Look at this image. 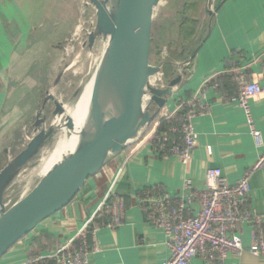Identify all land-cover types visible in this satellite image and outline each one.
<instances>
[{"label": "crops", "instance_id": "crops-1", "mask_svg": "<svg viewBox=\"0 0 264 264\" xmlns=\"http://www.w3.org/2000/svg\"><path fill=\"white\" fill-rule=\"evenodd\" d=\"M50 1L0 0V113L4 110L5 88L11 75H20L28 69L24 48L33 35L34 17H49L58 20V25L61 20L75 23L79 19L80 0H52V8L48 6ZM196 5L201 15L192 17L203 18V26L195 39L184 44L183 32L187 35L188 29L191 30L183 29L186 10ZM159 9L162 19L156 42L159 52L153 59L150 54V66L158 69L153 79L159 87H167L181 77L164 108L174 110L181 100L192 97L206 79L232 76L230 71L234 69L246 70L250 80L264 87V0H162L156 8ZM181 63L189 64L176 65ZM207 97L210 108L207 114L194 120L198 146L186 167L175 155L167 160L157 158L151 140L138 141L133 152L110 156L70 205L41 222L0 264L26 263L30 260V250L45 236L54 243L52 247L47 243L40 255L51 254L75 239L110 188L125 198L126 221L114 231L100 229L97 235L100 250L90 255L88 264H165L170 258L165 233L147 221L136 196L154 186L178 195L187 178L196 188L203 189L207 172L212 168L222 169L228 181L235 184L257 162L261 152L251 125L261 132L264 141V93L250 101V119L238 104L223 102L219 90L210 88ZM12 112L9 118L17 114ZM8 147L5 145L0 150V166L5 163V167L11 160ZM250 185L248 206L264 214V168L251 176ZM238 234L245 246L254 238L253 228L248 224L239 227ZM235 263L264 264V259L245 254L240 259L230 257L226 264ZM189 264L212 263L196 258Z\"/></svg>", "mask_w": 264, "mask_h": 264}, {"label": "built area", "instance_id": "built-area-1", "mask_svg": "<svg viewBox=\"0 0 264 264\" xmlns=\"http://www.w3.org/2000/svg\"><path fill=\"white\" fill-rule=\"evenodd\" d=\"M80 4L81 25L77 33L82 30L83 45L87 47L89 36L97 25L96 10L89 0H80ZM87 12L92 16L85 27L82 21ZM181 64L176 65L182 67L189 63ZM230 73L237 93L220 98L225 103L238 104L250 119L249 103L264 93V87L250 80L244 69H234ZM150 83L161 89L166 88L159 87L154 79H150ZM210 88L219 89L215 77L206 79L192 97L181 100L174 110L163 107L155 125L144 127L132 143L151 140L157 158L167 160L175 155L186 167L198 146L194 120L209 111L207 91ZM145 99L149 105V94ZM163 124L166 127L161 130ZM251 133L261 152L257 162L235 184L228 181L222 169L212 168L207 172L203 189L196 188L192 180L187 178L178 195H171L162 186H154L141 190L136 196L147 221L165 233L170 251V258L165 264H189L196 258L212 264H226L230 257L240 259L245 254L264 259V214H258L248 206L252 192L250 178L264 168V141L261 132L255 130L253 125ZM7 192L4 199L6 208L10 204L6 203ZM125 221V198L116 195L110 188L75 239L51 254L39 255L24 264H88L90 255L100 250L97 244L100 229L114 231ZM246 224L252 226L254 232V238L248 246L244 245L238 234L239 227Z\"/></svg>", "mask_w": 264, "mask_h": 264}, {"label": "water", "instance_id": "water-1", "mask_svg": "<svg viewBox=\"0 0 264 264\" xmlns=\"http://www.w3.org/2000/svg\"><path fill=\"white\" fill-rule=\"evenodd\" d=\"M89 1L96 10L97 25L88 47L92 49L98 39H108V45L88 126L72 154L54 164L33 191L7 209L6 192L23 169L62 132L66 130L70 139L75 131V122L61 102H54L52 116L64 118L62 123L46 127V117L40 119L38 113L36 135L0 171V260L41 222L70 205L110 156L124 152L153 121L149 106L155 104L161 110L180 82L177 77L164 89L150 83L158 73L150 66V54L154 13L162 0ZM50 99L51 95L46 101Z\"/></svg>", "mask_w": 264, "mask_h": 264}, {"label": "rangeland", "instance_id": "rangeland-1", "mask_svg": "<svg viewBox=\"0 0 264 264\" xmlns=\"http://www.w3.org/2000/svg\"><path fill=\"white\" fill-rule=\"evenodd\" d=\"M48 6L52 8V0ZM154 15L152 59L159 52L156 49V42L159 39L158 31L162 21L160 9L156 10ZM91 16L90 12L84 16L82 22L85 23V27L88 26ZM80 18L81 14L75 23L67 19L59 21V25L58 20L49 19V17L44 19L34 17L32 20L33 35L24 48L26 51L24 55L28 57V60L24 61L29 73L26 67L27 71L24 73L17 76L11 75L6 83L7 97L3 104L4 110L0 113V150L5 145L9 146L11 159L25 149L29 140L36 135L34 124L38 113H41L40 119L46 117V127L52 123L57 125L64 121L62 118L55 122L56 118L52 116L55 109L54 102H61L66 110L73 108L82 85L93 76L102 62L108 39H98L92 49L84 46L82 30L80 29L77 33L81 25ZM18 55L19 53L16 57ZM49 95L53 99L46 101ZM168 105L171 107L169 103ZM12 111H16L17 114L9 118ZM58 139L59 135L31 160L9 188L6 199V203L10 202L8 209L23 199V196H27L39 184L43 177L41 176L43 172L39 170L41 160L47 151L54 148ZM4 165L0 166V171Z\"/></svg>", "mask_w": 264, "mask_h": 264}, {"label": "bare ground", "instance_id": "bare-ground-1", "mask_svg": "<svg viewBox=\"0 0 264 264\" xmlns=\"http://www.w3.org/2000/svg\"><path fill=\"white\" fill-rule=\"evenodd\" d=\"M98 77L99 68L93 76L82 85L80 94L73 108H67V114L70 115L75 122V131L70 139L67 138L66 130L62 132V134L59 135V139L54 148L45 153L39 165V170L43 172L41 176H44L54 164L61 160L62 157L63 160H66L76 148V145L80 141L82 131L86 129L90 120ZM61 119L62 117H57L55 122Z\"/></svg>", "mask_w": 264, "mask_h": 264}, {"label": "trees", "instance_id": "trees-1", "mask_svg": "<svg viewBox=\"0 0 264 264\" xmlns=\"http://www.w3.org/2000/svg\"><path fill=\"white\" fill-rule=\"evenodd\" d=\"M186 11H187V17H186V20L183 24V29L185 27V29L191 28V30L188 29L187 35H185L183 32L182 42L184 44H186L187 40H189L191 38L195 39L197 37V31H200L202 29V26H203V18H201V19L198 18L199 19L198 20L196 17L197 14L201 15L197 5L195 7H193L192 9H189ZM194 14H196V16L192 17V15H194ZM189 31H191L190 34H189ZM216 82L219 84L218 90L221 93V97H223V96L231 97L237 93V88L231 82V75L230 74H225V75H221V76L216 77ZM149 110L155 116L153 121L151 122V127H153L155 125V123L158 121V116H159L160 110H159V108H157V106L155 104H151L149 106ZM165 127H166V124H163L161 126V130L165 129ZM136 146L137 145L135 143L131 142L125 147L124 152H126L128 154L131 153V152H133V150H135ZM47 243H50V245L52 247L54 242L51 240L50 237L45 236V238H43L41 240V242L38 245H36V247H34L33 249L30 250L29 259L33 260L34 258L38 257L41 254L42 249L47 246Z\"/></svg>", "mask_w": 264, "mask_h": 264}]
</instances>
